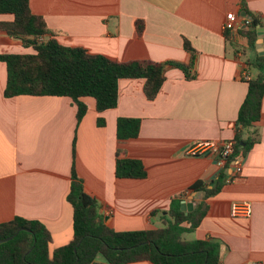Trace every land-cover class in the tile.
Wrapping results in <instances>:
<instances>
[{
	"label": "crops",
	"instance_id": "obj_1",
	"mask_svg": "<svg viewBox=\"0 0 264 264\" xmlns=\"http://www.w3.org/2000/svg\"><path fill=\"white\" fill-rule=\"evenodd\" d=\"M29 6L65 47L118 62L186 65V40L196 58L190 79L167 67L153 101L146 100L141 79L119 81L112 110L98 113L92 98L83 99L87 110L77 125L69 98H5L7 71L0 62V223L16 217L39 221L50 234V252L71 241L73 210L66 196L74 143L75 173L85 193L97 201L105 225L117 232L159 228L171 199L181 193L193 210L202 194L188 193L189 187L197 181L208 184L224 171V185L205 200L206 215L184 239L218 241L220 264H264V96L256 123L259 141L244 158L240 175L232 179L231 169L186 155L197 141L234 140L247 93L244 77L257 74L247 62L264 56V0H29ZM231 14L237 26L225 31ZM252 16L261 25L255 30V47L249 48L238 31ZM10 20L0 15V22ZM29 53L20 41L0 33V55ZM118 118L140 120L138 136L118 140ZM117 151L140 161L146 177L116 178ZM234 203H248L250 216L232 217Z\"/></svg>",
	"mask_w": 264,
	"mask_h": 264
},
{
	"label": "trees",
	"instance_id": "obj_2",
	"mask_svg": "<svg viewBox=\"0 0 264 264\" xmlns=\"http://www.w3.org/2000/svg\"><path fill=\"white\" fill-rule=\"evenodd\" d=\"M0 15L11 17L10 21L0 22V33L32 50L29 54L0 55V62L6 65L7 71L3 96L69 98L76 107V125L86 114L85 98L94 100L98 113L116 108L120 80H143V94L146 100L153 101L165 80L167 67L179 69L187 79L191 78L189 71L196 52L186 40L183 41V49L190 55V62L186 65L172 61L118 62L103 55L90 54L80 47L60 45L44 19L32 14L29 0H0ZM260 25L252 16L245 28L238 31L247 38L249 48L255 47V30ZM137 29L142 30L140 23ZM247 65L257 74L247 81V93L234 124L235 156L242 159L259 141L256 123L261 116L264 96V56H257ZM97 125L103 126L104 121L98 119ZM139 128L138 119L118 118L116 137L121 141L134 139ZM74 161L73 143L71 182L66 196L73 210L71 241L50 252L48 230L39 221L16 217L0 223V241L18 232L13 239L0 244V264H220L218 241H188L184 235L199 227L206 215L205 200L216 196L225 183L224 171L208 184L197 181L189 187L188 193L202 194V200L191 212L181 211V202L186 197L181 193L171 199L159 228L117 232L105 225L97 201L85 193L82 181L75 173ZM115 176L119 179H144L146 171L140 161L128 159L123 152L117 151ZM154 215L155 212L152 213ZM98 257L103 259L102 263L96 262Z\"/></svg>",
	"mask_w": 264,
	"mask_h": 264
},
{
	"label": "built area",
	"instance_id": "obj_3",
	"mask_svg": "<svg viewBox=\"0 0 264 264\" xmlns=\"http://www.w3.org/2000/svg\"><path fill=\"white\" fill-rule=\"evenodd\" d=\"M236 15H229L224 23V30L231 31L237 26ZM244 80L248 81L247 77ZM234 140L218 141H197L186 152L191 158H209L221 170L231 169L232 179L242 172V162L244 159L235 156ZM230 214L232 217H249L251 207L248 203H234L231 205Z\"/></svg>",
	"mask_w": 264,
	"mask_h": 264
},
{
	"label": "water",
	"instance_id": "obj_4",
	"mask_svg": "<svg viewBox=\"0 0 264 264\" xmlns=\"http://www.w3.org/2000/svg\"><path fill=\"white\" fill-rule=\"evenodd\" d=\"M180 209H181V211H183L184 213L191 212V211H192V204H187L185 201H182V202H181V205H180ZM17 233H18V232H17ZM17 233H15L13 236H11V237H9V238H7V239L1 240V241H0V244H1V243H4V242H6V241H9V240H11V239H13V238L17 235Z\"/></svg>",
	"mask_w": 264,
	"mask_h": 264
}]
</instances>
